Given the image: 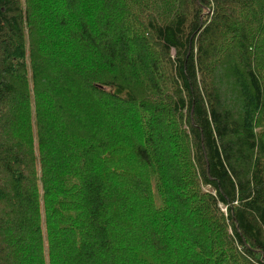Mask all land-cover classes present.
Returning a JSON list of instances; mask_svg holds the SVG:
<instances>
[{
  "label": "trees",
  "instance_id": "trees-1",
  "mask_svg": "<svg viewBox=\"0 0 264 264\" xmlns=\"http://www.w3.org/2000/svg\"><path fill=\"white\" fill-rule=\"evenodd\" d=\"M0 264H264V0H0Z\"/></svg>",
  "mask_w": 264,
  "mask_h": 264
},
{
  "label": "rangeland",
  "instance_id": "rangeland-1",
  "mask_svg": "<svg viewBox=\"0 0 264 264\" xmlns=\"http://www.w3.org/2000/svg\"><path fill=\"white\" fill-rule=\"evenodd\" d=\"M208 187V186H207ZM209 188V187H208ZM223 209V208H222Z\"/></svg>",
  "mask_w": 264,
  "mask_h": 264
}]
</instances>
